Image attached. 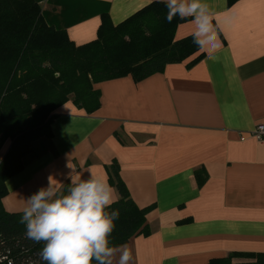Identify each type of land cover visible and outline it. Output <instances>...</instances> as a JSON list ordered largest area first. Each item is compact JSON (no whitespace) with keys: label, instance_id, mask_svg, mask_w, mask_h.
Returning <instances> with one entry per match:
<instances>
[{"label":"crops","instance_id":"crops-1","mask_svg":"<svg viewBox=\"0 0 264 264\" xmlns=\"http://www.w3.org/2000/svg\"><path fill=\"white\" fill-rule=\"evenodd\" d=\"M35 1L49 26L81 45L96 38L103 15L117 25L156 0ZM206 2L223 25L215 58L203 52L191 68L173 63L138 82H99L92 113L71 101L61 105L51 137L34 141L21 171L6 181L7 212L22 213L49 178L61 191L70 183L68 166L81 179L91 172L108 182L106 166L115 161L137 206H153L150 234L127 242L131 264L264 253V142L248 136L264 124V0ZM194 27L191 18L180 23L175 38Z\"/></svg>","mask_w":264,"mask_h":264},{"label":"trees","instance_id":"trees-1","mask_svg":"<svg viewBox=\"0 0 264 264\" xmlns=\"http://www.w3.org/2000/svg\"><path fill=\"white\" fill-rule=\"evenodd\" d=\"M166 14L165 5L153 1L117 25L103 15L96 38L77 45L64 30L45 22L35 0H0V151L7 143L0 153V264H46L39 256L43 242L25 237L22 213L7 212L2 198L6 181L21 171L31 144L51 137L55 111L71 101L92 113L100 106L95 84L125 76L138 82L163 72L168 64L186 62L191 68L204 57L192 35L175 38L177 26L186 20L177 17L169 23ZM106 170L118 194L107 211L120 212L112 244L148 236L146 216L153 206H137L115 161ZM196 177L202 179L199 172ZM207 264H264V253L234 252Z\"/></svg>","mask_w":264,"mask_h":264},{"label":"clouds","instance_id":"clouds-1","mask_svg":"<svg viewBox=\"0 0 264 264\" xmlns=\"http://www.w3.org/2000/svg\"><path fill=\"white\" fill-rule=\"evenodd\" d=\"M167 9L165 19L191 18L192 42L209 59H214L221 47L219 33L222 22L216 18L206 0H156ZM215 20V23H214ZM65 176L70 181L66 191L49 178L47 187L26 199L20 223L25 237L43 242L39 252L46 264H131L133 253L127 243L113 245L111 235L118 209L107 211L115 202L114 189L106 179L92 174L81 179L73 167Z\"/></svg>","mask_w":264,"mask_h":264},{"label":"built area","instance_id":"built-area-1","mask_svg":"<svg viewBox=\"0 0 264 264\" xmlns=\"http://www.w3.org/2000/svg\"><path fill=\"white\" fill-rule=\"evenodd\" d=\"M248 136L259 142H264V124L255 125L249 132ZM7 264H11L9 261Z\"/></svg>","mask_w":264,"mask_h":264}]
</instances>
